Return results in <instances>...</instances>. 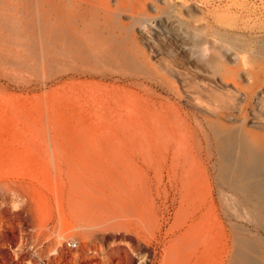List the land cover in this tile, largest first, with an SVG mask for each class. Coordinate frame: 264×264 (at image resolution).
Returning <instances> with one entry per match:
<instances>
[{"label": "rangeland", "instance_id": "374dc122", "mask_svg": "<svg viewBox=\"0 0 264 264\" xmlns=\"http://www.w3.org/2000/svg\"><path fill=\"white\" fill-rule=\"evenodd\" d=\"M256 51L264 52V0H0V264H154L179 234L181 198L173 170L160 182L156 158L143 162L126 127L82 131L72 125L82 105L107 103V88L120 95L121 109L114 101L106 106L115 122L122 107L125 122L134 120L130 112L143 103L170 124L174 133L165 134L177 136L182 149L175 154L176 143L171 145L169 163L173 158L180 169L189 151L202 165L233 239V222L242 221L231 213L242 216L246 208L224 184L221 157L230 152L218 129L237 134L245 124L264 136V60L249 58ZM21 127H41L40 141L29 133L25 147L19 146L14 133ZM167 138L158 141V154ZM140 169L157 199L154 209L137 214L125 199L133 197L131 183L138 189ZM258 170L263 178L264 169ZM245 224L248 234L264 237V229ZM231 260L237 262L233 253Z\"/></svg>", "mask_w": 264, "mask_h": 264}, {"label": "bare ground", "instance_id": "6f19581e", "mask_svg": "<svg viewBox=\"0 0 264 264\" xmlns=\"http://www.w3.org/2000/svg\"><path fill=\"white\" fill-rule=\"evenodd\" d=\"M108 11V8L101 7ZM115 13V12H114ZM116 14V13H115ZM121 14V13H120ZM226 39V38H225ZM200 42V41H199ZM202 43V42H201ZM204 43V42H203ZM225 45H227V48L233 49L235 44L232 40H225ZM197 45V44H196ZM199 45V44H198ZM261 50V49H260ZM234 51L235 48H234ZM238 51V50H237ZM236 51V52H237ZM238 53V52H237ZM226 54V53H225ZM232 53L231 55H233ZM235 55V54H234ZM237 55V54H236ZM229 56V55H228ZM227 56V57H228ZM258 56L262 57V60H264V52H257L252 53L249 55V58L251 60V63H254ZM236 57V56H235ZM234 56L232 58L235 59ZM239 57V56H238ZM230 58V57H229ZM228 58V59H229ZM225 59V58H224ZM238 59V58H236ZM235 59V60H236ZM249 61V59H248ZM264 62V61H263ZM250 63V64H251ZM262 67V66H260ZM249 68V67H248ZM250 69V68H249ZM252 69V67H251ZM254 69V66H253ZM135 70V69H133ZM254 71V70H253ZM87 84V83H86ZM86 84H83L84 86ZM168 84V83H167ZM237 85V83H235ZM100 85V84H99ZM76 87V86H75ZM108 87V86H107ZM63 88V87H61ZM88 88V87H87ZM102 88V87H101ZM89 90V89H88ZM108 92L106 96L102 97L106 99L107 103H102L103 105L101 107H95L94 109L87 105V107L81 106V110L78 113V118L75 120L74 128H77L82 131H93L95 128L104 129V128H112V127H118L123 126L130 130L132 138H134L135 142L139 146V155L142 156L144 163H150L151 161L156 158V165H157V172L159 173L161 179L160 182H163L165 177L171 176L170 172L173 170V176L175 178V181L177 182V194H180L181 198V207L180 210H178L177 216V222H178V230L179 234H176L175 238H172L169 242L166 243L164 254L161 256V259L158 261H155L154 264H229V260L231 258V253L235 255V262L234 260L230 261V264H264V237L259 236L256 234H248V227L247 224H253L258 228L264 229V177L262 178L258 168L262 167L264 169V136L258 135L254 132H252L248 127L244 124L240 130V133H234L230 131L228 128L220 127L218 129V132L223 134L227 139L225 146L229 150V155L222 156L223 163H222V175H223V181L224 184H226L228 187L234 189L237 191L240 196L242 197L240 202L242 205H244L246 208L245 211L242 212V216L239 215V213H231L233 218L240 219L242 223L233 222L234 224L232 227L236 228L234 238H231V235L227 233L226 225L224 221L221 219L218 213L217 205L214 200V194H213V187L212 184L209 181V178L207 176V171L202 167V165L191 161V155L189 151H185L183 155V162L180 164V169L177 168V163H175L174 159L172 158V164L169 163L170 161V148L171 145L176 143V149L175 154H177L180 149H182V142L180 141V148H179V138L177 136H174L171 134L167 138L165 132L174 133L170 130V124L167 123V121L164 119L163 116H161L163 119L157 118L156 111H152L149 106H143V103H141V106L134 110L133 112H130V110L127 111L126 115L135 117L134 120L131 122H125L122 115V111L119 116L118 122H115L113 120V115L111 117L110 114H113L114 111L112 107H106L108 105L109 101H114L117 104V107L121 109V105L119 104L118 100L120 95L114 94L112 95V91L110 92L109 88H107ZM121 90V89H120ZM126 90V89H123ZM73 91V90H72ZM71 91V92H72ZM92 91V90H91ZM100 91V90H99ZM102 91V89H101ZM68 93V91H66ZM76 92V91H75ZM152 92V91H151ZM4 94V93H3ZM74 96H76L75 93H73ZM103 94V93H102ZM111 94V95H110ZM154 95V94H153ZM7 96V95H6ZM65 96V95H64ZM140 96V95H139ZM12 97V95H11ZM81 94L79 96H76L75 98L80 99ZM14 98V97H13ZM73 98V99H75ZM88 98V97H86ZM83 97V99H86ZM98 98V97H97ZM4 99V98H2ZM6 99V98H5ZM9 99V98H8ZM7 99V100H8ZM12 99V98H11ZM13 100V99H12ZM72 100V99H71ZM81 100V99H80ZM95 100V99H94ZM6 103V100H4ZM17 101V99L15 100ZM52 101V100H51ZM98 101V100H97ZM147 101V100H146ZM2 102V100H1ZM14 102V100L12 101ZM12 102H10L12 106ZM20 102V101H19ZM54 102V101H53ZM51 102V103H53ZM62 102V101H61ZM68 102V101H67ZM75 102V101H74ZM85 102V101H84ZM88 102V101H87ZM86 102V103H87ZM91 102V101H90ZM17 103V102H16ZM55 103V102H54ZM58 103V102H57ZM97 104V102H95ZM19 104V103H18ZM79 103V107H80ZM85 104V103H84ZM88 104V103H87ZM99 104V103H98ZM97 104V105H98ZM14 105V104H13ZM62 105V104H61ZM78 105V104H77ZM8 106V104H7ZM52 106V105H50ZM2 107V106H1ZM4 107V106H3ZM2 107V108H3ZM18 107V106H16ZM23 107V106H22ZM39 107V106H38ZM54 107V106H53ZM74 107V106H73ZM6 108V107H5ZM29 108V107H28ZM57 108V107H54ZM60 108V107H59ZM62 108V107H61ZM26 109V108H24ZM45 109V108H44ZM63 109V108H62ZM1 110V109H0ZM18 111V109H16ZM14 110V112L16 111ZM20 110V109H19ZM67 109H65L66 111ZM11 111V110H10ZM23 111V110H22ZM28 111V109H27ZM31 111V110H30ZM47 111V110H46ZM64 111V113H65ZM95 111V112H94ZM4 112V111H3ZM13 112V113H14ZM24 112V111H23ZM22 112V113H23ZM38 112V110L36 111ZM50 112V111H49ZM48 112V113H49ZM63 112V111H61ZM68 112V111H67ZM175 112V111H174ZM9 113V111H8ZM17 113V112H16ZM21 113V112H20ZM31 113V112H30ZM35 113V112H34ZM47 113V112H46ZM74 113V112H73ZM18 114V113H17ZM37 114V113H36ZM44 114V113H43ZM51 114V112H50ZM56 114V113H55ZM13 115V114H12ZM31 115V114H29ZM41 115V114H40ZM58 115V112H57ZM179 115V114H178ZM177 115V116H178ZM19 116V115H17ZM36 115H34L35 117ZM38 116V115H37ZM44 116V115H43ZM42 116V117H43ZM39 117V116H38ZM61 117V114H60ZM58 116V118H60ZM129 117V116H128ZM7 118V117H6ZM19 118V117H18ZM30 118V117H29ZM41 118V116L39 117ZM57 118V117H56ZM55 118V119H56ZM57 118V119H58ZM65 118V117H64ZM72 118V117H71ZM116 118V117H114ZM130 118V117H129ZM16 119V118H15ZM13 119V120H15ZM21 118H19L20 120ZM53 119V118H52ZM54 119V121H55ZM8 120V119H7ZM10 120V118H9ZM27 120V119H26ZM37 120V119H36ZM35 120V121H36ZM39 120V119H38ZM37 120V121H38ZM41 120V119H40ZM46 119H44L45 121ZM59 120V119H58ZM5 121V118H4ZM25 121V120H24ZM34 121V120H32ZM43 121V123H44ZM17 122V121H14ZM28 122V121H27ZM26 122V123H27ZM40 122V121H39ZM57 122V121H56ZM11 123V122H10ZM13 123V122H12ZM21 123V122H20ZM23 123V122H22ZM34 123V122H33ZM42 123V122H41ZM46 123V121H45ZM65 123V122H63ZM163 123V124H162ZM6 124V122H5ZM8 124V122H7ZM6 124V125H7ZM40 124V123H39ZM11 125V124H10ZM9 125V126H10ZM14 125V124H13ZM19 125V124H18ZM36 125V124H35ZM34 125V126H35ZM42 125V124H41ZM44 125V124H43ZM58 125V124H57ZM56 125V126H57ZM68 124L67 126H69ZM16 128V125H14ZM21 126V125H20ZM29 126V125H28ZM62 126V125H61ZM65 126V124H64ZM2 127V126H1ZM45 127V126H44ZM66 127V126H65ZM3 128V127H2ZM14 128V127H13ZM36 129L32 130L31 132L26 131V127H21L18 132L14 133V140L15 142L19 143V146L25 147L26 145V135L31 133L30 140L33 138L37 141H40L41 139V130L38 127H34ZM56 128V127H55ZM119 128V127H118ZM9 129V128H8ZM17 129V128H16ZM15 129V131H16ZM30 129L31 126H30ZM57 129V128H56ZM73 129V128H72ZM122 129V128H121ZM120 129V130H121ZM2 130V129H0ZM4 130V129H3ZM25 130V131H22ZM105 130V129H104ZM107 130V129H106ZM123 130H125L123 128ZM5 131V130H4ZM55 131V129L53 130ZM96 131V130H95ZM3 132V131H0ZM47 132V130H46ZM103 132V131H102ZM113 132V131H112ZM122 132V130H121ZM125 132V131H124ZM123 132V134H124ZM176 132V131H175ZM12 133V131H11ZM10 133V134H11ZM60 133V132H59ZM65 133V131H64ZM69 133V131H68ZM76 133V132H75ZM81 133V132H80ZM95 133V132H94ZM100 133V132H99ZM3 134V133H2ZM13 134V133H12ZM43 134V132H42ZM71 134V133H70ZM102 134V133H101ZM44 135V134H43ZM48 135V134H47ZM75 135V134H74ZM105 135V134H104ZM126 135V134H125ZM158 135L160 137H158ZM6 136V135H5ZM29 136V135H28ZM27 136V138H28ZM87 136V135H86ZM99 136V135H98ZM56 137V136H55ZM71 137V136H70ZM89 137V136H87ZM94 137V136H93ZM128 137V136H127ZM163 138H167L166 144H165V151L162 152V150L159 151V154L157 153L156 145H158V141L162 140ZM224 137V139H225ZM45 138V136L43 137ZM57 138V137H56ZM79 138V137H78ZM90 138V137H89ZM102 138V137H101ZM130 138V137H129ZM46 139V138H45ZM44 139V140H45ZM73 139V137H72ZM77 139V138H76ZM131 139V138H130ZM12 140V139H11ZM78 140V139H77ZM94 140V138H93ZM97 140V138L95 139ZM103 140V138H102ZM7 140H4V142ZM57 141V140H56ZM91 141V139H90ZM89 141V142H90ZM107 141V140H106ZM113 141V140H112ZM119 141V140H118ZM2 142V141H1ZM30 142V141H29ZM33 143V141H31ZM30 142V143H31ZM47 142V139H46ZM82 142V141H81ZM88 142V140L86 141ZM99 142V141H98ZM111 142V141H110ZM114 142V141H113ZM111 142V143H113ZM222 142V141H221ZM48 143V142H47ZM74 143H77L74 142ZM85 143V142H84ZM101 143V142H100ZM110 143V144H111ZM115 143V142H114ZM16 144V143H15ZM96 144V143H95ZM28 145V144H27ZM31 145V144H30ZM107 145V144H106ZM114 144H112L113 146ZM33 146V145H32ZM16 147V146H15ZM100 147V146H99ZM103 147V146H102ZM108 147V146H107ZM111 147V146H110ZM122 147V146H121ZM37 148V147H36ZM112 148V147H111ZM44 149V148H43ZM118 149V148H117ZM30 150V149H29ZM36 150V149H34ZM85 150V149H84ZM113 150V149H112ZM114 150H116L114 148ZM38 151V150H37ZM36 151V152H37ZM122 151V150H121ZM120 151V152H121ZM154 151L157 154H154ZM108 152V151H107ZM106 152V154H107ZM114 152V151H113ZM123 152V151H122ZM128 152V151H125ZM181 152V151H180ZM232 152V153H231ZM100 153V152H98ZM103 153V152H102ZM117 153V152H116ZM124 153V152H123ZM121 153L120 156L123 154ZM64 154V153H63ZM68 154V153H67ZM95 154V153H94ZM10 155V154H9ZM82 155V154H80ZM89 155H91L89 153ZM113 155V154H111ZM118 155V154H116ZM8 156V155H7ZM40 156V155H39ZM64 156V155H63ZM71 156V155H70ZM105 156V155H104ZM108 156V155H107ZM119 156V155H118ZM6 157V156H5ZM9 157V156H8ZM78 157V156H77ZM84 157V155H83ZM93 157V156H91ZM102 158V156H99V158ZM39 158V157H38ZM37 158V159H38ZM65 158V156H64ZM69 158H66V160ZM75 158V156H74ZM80 158V157H78ZM85 158V157H84ZM90 158V157H89ZM98 158V157H97ZM98 158V159H99ZM109 158V157H108ZM111 158V157H110ZM128 158V156H127ZM193 158V157H192ZM2 159V158H0ZM71 162L73 163V156ZM69 159V160H70ZM82 159V158H81ZM86 159V158H85ZM92 159V158H91ZM103 159V158H102ZM120 159V158H119ZM118 159V160H119ZM122 159V157H121ZM126 159V156L125 158ZM130 159V158H129ZM128 159V160H129ZM133 159V158H132ZM235 160L234 162L231 160ZM23 160V159H22ZM76 160V158H75ZM90 160V159H89ZM110 160V159H109ZM131 160V159H130ZM232 162H231V161ZM68 161V160H67ZM91 161V160H90ZM94 161V160H93ZM101 161V160H99ZM98 161V162H99ZM35 162V160H34ZM38 162V161H37ZM81 162H83L81 160ZM112 162V160H111ZM117 162V161H116ZM1 163V162H0ZM23 163V162H22ZM76 163V162H75ZM80 163V162H79ZM84 163V162H83ZM101 163V162H100ZM99 163V164H100ZM119 163V162H117ZM132 163V162H131ZM135 163V162H134ZM107 164V163H106ZM126 164V163H123ZM136 164V163H135ZM71 165V164H69ZM75 165V164H74ZM83 165V164H82ZM89 165V164H88ZM113 165V163L111 164ZM131 165V164H130ZM78 166V164H77ZM86 166V165H85ZM95 166V165H92ZM98 166V164H97ZM117 166V164H116ZM115 166V167H116ZM122 166V164H121ZM128 168V165H126ZM132 166V165H131ZM72 167V166H71ZM83 167V166H82ZM109 167V166H108ZM114 168V166H112ZM118 167V166H117ZM124 167V165H123ZM135 167V165H134ZM74 168V167H72ZM80 168V167H79ZM98 168V167H97ZM100 168V167H99ZM103 168V166H102ZM126 168V169H127ZM133 168V166H132ZM132 168L129 167V169L132 170ZM82 170V168H80ZM85 169V167H84ZM106 169V168H105ZM128 169V170H129ZM134 169V168H133ZM77 170V168H76ZM116 170V168H115ZM102 171V170H101ZM113 171V170H112ZM120 170H118L119 172ZM134 171V170H132ZM139 171V179L136 178L135 174L132 176H135L137 180V186L138 189H135L133 187L134 183H131V176L129 177V182L131 183L130 189H128L129 192H132L133 197H126L125 201H127V206L130 209L135 210L134 213H137V211L144 210L147 211L155 208V192L154 190L148 186V180L146 178V175L144 174L143 170L140 169ZM146 171V170H145ZM98 172V171H97ZM127 172V171H126ZM130 172V171H129ZM135 172V171H134ZM89 173V172H88ZM92 173V172H91ZM103 173V172H102ZM112 173V172H111ZM133 173V172H132ZM147 173V171H146ZM90 174V173H89ZM104 174V173H103ZM131 174V173H130ZM93 175V174H91ZM108 175V174H107ZM114 175V174H113ZM111 175V176H113ZM121 175V174H120ZM101 176V174H100ZM124 176V175H123ZM94 177V175H93ZM71 178V177H68ZM89 178V176H88ZM106 178V176H105ZM123 179V177H121ZM120 178V179H121ZM125 177V181H126ZM90 179V178H89ZM95 179V178H93ZM92 179V180H93ZM99 179V177H98ZM97 179V180H98ZM103 179V177L101 178ZM115 179V178H114ZM169 179V178H168ZM96 180V179H95ZM94 180V183L96 182ZM106 180V179H105ZM113 180V179H112ZM90 181V180H89ZM101 181V180H100ZM118 182V180H116ZM128 181V180H127ZM92 182V181H90ZM103 182V181H102ZM108 182V181H106ZM128 182V184H129ZM133 182V181H132ZM88 183V182H87ZM98 183V181L96 182ZM100 183V182H99ZM111 183V182H110ZM119 183V182H118ZM117 183V184H118ZM123 183V182H122ZM70 184V183H69ZM93 184V182H92ZM91 184V185H92ZM101 184V183H100ZM112 184V183H111ZM127 184V183H126ZM90 185V183H89ZM110 185V184H108ZM114 185V184H112ZM116 185V184H115ZM119 185V184H118ZM117 185V186H118ZM123 185V184H121ZM79 186V185H78ZM96 186V185H94ZM115 186V187H117ZM124 186V185H123ZM73 187V186H72ZM71 187V188H72ZM113 187V186H110ZM95 188V187H94ZM108 188V187H107ZM105 188V189H107ZM119 188V187H118ZM167 188V187H166ZM75 189V188H74ZM109 189V188H108ZM113 189V188H112ZM122 189V188H120ZM159 189V188H158ZM157 189V193H158ZM168 189V188H167ZM166 189V190H167ZM78 190V189H77ZM76 190V192H78ZM99 190V189H98ZM103 190V189H102ZM119 190V189H118ZM124 190V189H123ZM122 190V191H123ZM75 191V190H74ZM110 191V190H109ZM126 191V190H125ZM72 192V191H71ZM81 192V191H80ZM85 192V191H84ZM105 192V191H104ZM107 192V191H106ZM120 192V191H119ZM79 193V192H78ZM76 193L77 195H80ZM86 193V192H85ZM110 193V192H109ZM117 193V192H116ZM126 193V192H125ZM82 194V193H81ZM101 194V192H100ZM106 194V193H105ZM104 194V195H105ZM119 193H117L118 195ZM121 194V193H120ZM128 194V192L126 193ZM168 194V192H167ZM62 195V193H61ZM86 195V194H82ZM89 195V194H88ZM114 195V194H112ZM116 195V196H117ZM73 196V194H72ZM110 196V194H109ZM119 196V195H118ZM126 196V195H125ZM85 197V196H84ZM83 197V198H84ZM91 198V195L89 196ZM105 197V196H104ZM122 197H124L122 195ZM121 197V198H122ZM167 197V196H166ZM89 198V200H90ZM116 198V197H115ZM120 198V197H119ZM117 198V199H119ZM75 199V197H74ZM94 199V198H93ZM97 200V199H95ZM106 200H108L106 198ZM122 200V199H120ZM168 200V199H167ZM98 201V200H97ZM96 201V202H97ZM124 201V200H123ZM90 202V201H89ZM95 202V203H96ZM100 202V201H99ZM113 202V200H112ZM83 203V202H82ZM105 203V201H104ZM109 203V202H108ZM115 203V201H114ZM78 204L79 201H78ZM117 204V203H115ZM108 205V204H107ZM119 205V204H118ZM165 205V204H163ZM80 206V205H79ZM85 206V204H84ZM88 206V204H87ZM93 206V205H92ZM113 206V204H112ZM120 206V205H119ZM95 207V206H94ZM97 207V206H96ZM99 207V206H98ZM97 207V209H98ZM123 206H121L122 208ZM241 207V205H240ZM101 208V207H100ZM90 209V208H89ZM118 209V208H117ZM101 210V209H100ZM115 210V209H114ZM124 210V209H123ZM121 209L120 212H123ZM131 210V212L133 211ZM91 211V210H90ZM89 211V212H90ZM102 211V210H101ZM106 211V210H105ZM118 211V210H117ZM112 212V211H111ZM127 212V211H126ZM100 213V212H99ZM106 213V212H105ZM128 213V212H127ZM132 213L131 216L134 214ZM145 213V212H144ZM148 213V212H147ZM81 214L82 213L81 211ZM138 214V213H137ZM177 214V213H176ZM85 215V214H84ZM90 215V214H89ZM112 215V214H111ZM114 215V214H113ZM130 215V212H129ZM136 215V214H135ZM145 215V214H144ZM148 215V214H147ZM147 215L144 218V222L147 224L149 223L148 219L146 218ZM150 215V214H149ZM88 216V215H87ZM116 217V213L114 215ZM134 216V215H133ZM90 217V216H89ZM93 217V215H92ZM101 217V216H100ZM135 217V216H134ZM139 217V216H138ZM91 218V217H90ZM95 218V216H94ZM103 218V217H102ZM160 218V217H159ZM99 219V218H98ZM101 219V218H100ZM104 219V218H103ZM137 219V218H134ZM139 219V218H138ZM152 219V218H151ZM86 220V218H85ZM94 220V219H93ZM97 221V220H95ZM100 221V220H99ZM102 221V220H101ZM139 221V220H137ZM152 221V220H151ZM154 221V220H153ZM152 221V222H153ZM142 222V221H141ZM162 223V222H161ZM139 224V223H138ZM118 226V225H117ZM123 226V225H121ZM141 226V225H140ZM153 226V225H152ZM156 228V226H154ZM126 228V227H125ZM172 228V227H170ZM171 230V229H170ZM126 231H129L128 229ZM140 231V230H139ZM172 231V230H171ZM170 233V232H169ZM166 236V235H165ZM111 250H113L111 248ZM115 251V248H114ZM253 253V254H252ZM255 254L257 256H255ZM113 257V256H112ZM234 257V256H233ZM114 258V257H113ZM118 259V258H117ZM119 262V260H118ZM53 264V263H52ZM118 264V263H117Z\"/></svg>", "mask_w": 264, "mask_h": 264}]
</instances>
